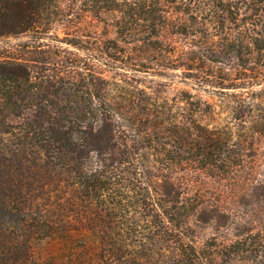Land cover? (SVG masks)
<instances>
[{
    "label": "trees",
    "instance_id": "1",
    "mask_svg": "<svg viewBox=\"0 0 264 264\" xmlns=\"http://www.w3.org/2000/svg\"><path fill=\"white\" fill-rule=\"evenodd\" d=\"M23 34L0 53V264H264V172L212 105L114 96L94 64L160 51L262 135L264 0H0V38Z\"/></svg>",
    "mask_w": 264,
    "mask_h": 264
},
{
    "label": "rangeland",
    "instance_id": "2",
    "mask_svg": "<svg viewBox=\"0 0 264 264\" xmlns=\"http://www.w3.org/2000/svg\"><path fill=\"white\" fill-rule=\"evenodd\" d=\"M56 33L60 34L61 37L64 36L60 28L53 31L52 37ZM27 36L23 34L0 38L1 55L10 46H17L26 42L28 40ZM78 52L83 56H88L89 53L100 55V52L95 50H86L87 53ZM151 55L153 60H148L146 63L150 64L149 66L152 69H143L137 65L140 62L138 60L150 58V55H143L139 52L131 53L130 57L125 55L123 61L114 63V67L105 65L104 61L98 62L96 60L94 64L100 68L104 76L110 81L114 96H128V94L135 92L139 96L148 93L154 97L179 99L186 98L185 92H188L207 101L212 105L214 112L213 115L204 116V118L210 120L216 126L225 128L231 138V143H234V150L246 155L248 167L257 168L260 166V169L264 172V134L260 135L249 131L244 127L245 125H242V122L233 118L231 107L235 105L234 91L222 92L203 87L196 82V78L201 75L200 71H193L190 75H187L182 68L165 67L164 53L159 51L151 53ZM118 56H123V54L119 53ZM223 183L225 188L233 186L231 185L232 182H228V180ZM213 184V182H210V185Z\"/></svg>",
    "mask_w": 264,
    "mask_h": 264
}]
</instances>
